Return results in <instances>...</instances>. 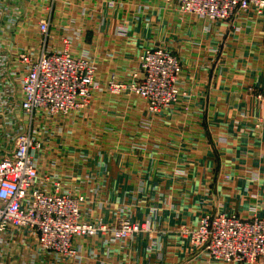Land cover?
I'll use <instances>...</instances> for the list:
<instances>
[{
    "label": "crops",
    "instance_id": "0c3cea01",
    "mask_svg": "<svg viewBox=\"0 0 264 264\" xmlns=\"http://www.w3.org/2000/svg\"><path fill=\"white\" fill-rule=\"evenodd\" d=\"M49 15L50 43L68 40L69 51L88 56L101 91L60 123L45 163L86 194L94 221L150 223L126 245L111 233L83 240L82 264H223L184 232L206 214L264 218V10L212 24L165 0H0V47H36L39 16ZM157 46L183 70L178 103L155 115L134 93L107 86L128 82ZM38 124L30 130L39 136Z\"/></svg>",
    "mask_w": 264,
    "mask_h": 264
},
{
    "label": "built area",
    "instance_id": "2783aa9c",
    "mask_svg": "<svg viewBox=\"0 0 264 264\" xmlns=\"http://www.w3.org/2000/svg\"><path fill=\"white\" fill-rule=\"evenodd\" d=\"M165 1L182 16L212 24H232L251 8L264 10V0ZM50 29V15L39 16V45L15 53L0 47V264H82L83 240L111 233L112 241L124 245L134 233L150 230L149 222L125 217L112 228L94 221L86 194L70 188L55 164L45 163L60 123L78 117L101 91L91 59L69 51L68 40L51 44ZM139 64L128 82L111 81L108 92L129 90L155 115L178 103L179 58L157 46L146 49ZM257 98L264 105V93ZM38 120L39 136L30 130ZM184 234L209 260L264 264V218L206 214Z\"/></svg>",
    "mask_w": 264,
    "mask_h": 264
},
{
    "label": "rangeland",
    "instance_id": "374dc122",
    "mask_svg": "<svg viewBox=\"0 0 264 264\" xmlns=\"http://www.w3.org/2000/svg\"><path fill=\"white\" fill-rule=\"evenodd\" d=\"M173 53H174V52H173ZM174 54H175V53H174ZM175 55H176V54H175ZM176 56H177V55H176ZM177 57H178V56H177ZM179 60H180V59H179ZM180 62H181V61H180ZM181 64H182V63H181ZM182 67H183V65H182ZM109 93H110V92H109ZM110 94H111V93H110ZM173 106H174V105H173ZM173 106H172V107H173ZM170 108H171V107H170ZM168 109H169V108H168ZM38 121H39V120H38ZM262 121H263V120H262ZM36 122H37V121H35V123H36ZM38 126H39V124H38ZM135 234H138V233H134L133 235H135ZM133 235H132V236H133ZM126 244H127V243H126ZM126 244H124V245H126Z\"/></svg>",
    "mask_w": 264,
    "mask_h": 264
}]
</instances>
